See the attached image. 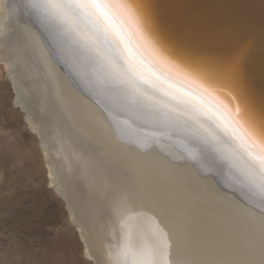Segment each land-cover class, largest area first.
<instances>
[{"label":"bare ground","instance_id":"1","mask_svg":"<svg viewBox=\"0 0 264 264\" xmlns=\"http://www.w3.org/2000/svg\"><path fill=\"white\" fill-rule=\"evenodd\" d=\"M103 2L0 0V61L84 256L264 264V101L247 76L261 86L264 27L232 12L256 46L216 53L178 35L191 3Z\"/></svg>","mask_w":264,"mask_h":264},{"label":"rangeland","instance_id":"2","mask_svg":"<svg viewBox=\"0 0 264 264\" xmlns=\"http://www.w3.org/2000/svg\"><path fill=\"white\" fill-rule=\"evenodd\" d=\"M0 61V264H93Z\"/></svg>","mask_w":264,"mask_h":264},{"label":"water","instance_id":"3","mask_svg":"<svg viewBox=\"0 0 264 264\" xmlns=\"http://www.w3.org/2000/svg\"><path fill=\"white\" fill-rule=\"evenodd\" d=\"M186 7L188 6V13L184 18H179L178 32L180 36L188 32L190 35L187 43L189 45H198V49L205 51H212L216 53L231 52L240 45L247 43L249 39L252 40L251 47L248 50L247 56L254 50L257 42V35L259 32L252 27H245L243 29L236 28V18L230 17L233 12L236 15L247 16L249 21L254 19L264 27V0H180ZM178 0V2H180ZM170 8V7H169ZM173 14H176L174 8ZM206 13L207 20L198 19ZM201 14V15H198ZM204 15V14H203ZM182 21V22H181ZM264 33V30L261 29ZM187 39V38H186ZM197 47V46H196ZM246 56V59H247ZM244 69L246 71V60ZM246 75V74H245ZM261 86L253 84L249 72L247 76L256 90L259 97L264 101V70L261 71ZM258 87V89L256 87Z\"/></svg>","mask_w":264,"mask_h":264},{"label":"snow or ice","instance_id":"4","mask_svg":"<svg viewBox=\"0 0 264 264\" xmlns=\"http://www.w3.org/2000/svg\"><path fill=\"white\" fill-rule=\"evenodd\" d=\"M48 6L55 9L71 10L81 9L85 12L95 10L106 15V5L103 0H46ZM260 192L264 196V145L260 148Z\"/></svg>","mask_w":264,"mask_h":264}]
</instances>
